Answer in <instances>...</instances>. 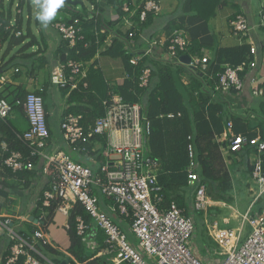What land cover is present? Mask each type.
<instances>
[{
	"label": "built area",
	"instance_id": "1",
	"mask_svg": "<svg viewBox=\"0 0 264 264\" xmlns=\"http://www.w3.org/2000/svg\"><path fill=\"white\" fill-rule=\"evenodd\" d=\"M29 1L36 11V0ZM10 0H6L5 5ZM20 0H14L11 6V16L7 24L0 20V35L2 30L15 38L24 31V22L28 19L27 5L19 6ZM5 6V7H6ZM93 7L91 8V10ZM124 13H130L125 4ZM1 12V11H0ZM160 12L158 4L152 0L142 2L139 22H145L148 14L157 16ZM7 18V13H4ZM264 16L262 15V19ZM264 27V20H262ZM21 25V28L18 27ZM60 37L59 43H65L67 51L63 58L55 50L56 58L50 65V84L60 90H66L67 96L73 92L88 89L87 65L69 58V52L82 40L79 37V28L74 23L56 21L50 23ZM232 35L239 40L248 35L247 19L237 14L230 21ZM135 30L128 34L125 43L126 51L131 55L129 64L136 66L141 60L153 53L152 48H161L165 52L164 64L187 69L189 72H200L198 78L202 82V90L207 87L211 77L208 74V59L197 58L188 54L189 42L179 30H175L166 39H153L144 51L137 53L134 46ZM1 38V37H0ZM5 43L0 39V67L4 61ZM250 61H243L240 65L231 67L224 65L223 71L214 81L211 92H239L244 87L245 69H253L256 63L253 57L256 49L250 45ZM189 57L188 63L181 60ZM162 60V58H161ZM18 67L13 68L15 74ZM151 77V68H144L138 77V86L146 88ZM130 79L128 73L125 80ZM6 77L0 71V119H7L15 107H22L28 123L25 132L18 134V140L24 144L26 153L12 151L8 145L2 144L3 167L13 174L31 169L34 161H44L43 172L47 175V188L37 197L35 208L38 224L31 231L22 228L26 222L24 218L14 221L11 217L0 215V233L8 241L7 253L3 264H53L38 250L39 246H50L45 231L51 215L59 213L65 218V229H69L68 218L73 205L80 204L90 216L92 226L103 232V252L109 255L111 264H264V211L252 213V206L264 195V141L258 137H249L244 134H234L233 124L229 120L220 135L226 143L223 149L227 152H242L252 150L250 180L257 186L252 204L239 218L240 225L236 229H221L217 222L206 221L207 233L217 245V258L210 260L208 255L201 259L191 250L190 240L194 233L192 217L186 216L174 202L163 209L161 189L157 186L156 174L158 162L151 159L143 151V140L147 139L150 127L142 114V105L139 102H125L122 97L112 91L102 101L104 115L88 126L84 125L81 114L65 112L59 124V132L64 144L75 147L81 154L91 156L98 149L103 148L101 160L96 169L75 162L65 151L56 147L51 141L46 121L44 102L40 95L27 93L21 102L11 103L2 96ZM251 94L256 98H264V82L252 80ZM210 92V94H211ZM212 93V94H213ZM172 117V116H168ZM94 142V146L87 150L79 146L80 141ZM189 157L192 159V147H188ZM50 152V153H49ZM97 161V160H96ZM192 167V166H191ZM189 182L198 181L197 174L189 169ZM24 183V181H22ZM195 208L205 210L211 206V200L206 197L204 185L198 186L195 194ZM102 201L110 203V210L128 222V230L133 236L128 241L124 231L112 222L109 216L101 209ZM52 209V211H50ZM28 222V221H27ZM248 224L251 228L249 235L242 241L243 227ZM76 235L93 249L92 227L86 224L81 216L75 218ZM68 264H76L69 257Z\"/></svg>",
	"mask_w": 264,
	"mask_h": 264
},
{
	"label": "trees",
	"instance_id": "2",
	"mask_svg": "<svg viewBox=\"0 0 264 264\" xmlns=\"http://www.w3.org/2000/svg\"><path fill=\"white\" fill-rule=\"evenodd\" d=\"M13 1L14 0H10L9 4L6 6V0H0V20L3 24H7V20L11 16V6ZM76 1L81 5V8H79L80 10H77L76 6L69 7L64 3V5L57 11V14H62L60 15L61 17L55 18L53 21L56 22L61 20L66 23L76 22L80 30L78 36L82 37V40L78 39L76 47L71 51H68V57L87 65L88 89L73 92L68 96V103L70 104L71 102H74L76 105H70L66 112L83 115L84 125L88 126V124H93L97 118L104 115L102 101L107 98L109 91L120 95L125 102L141 103L143 117L149 122L150 127V132L147 137V153L151 159L159 164L156 174V182L157 186L161 189V195L163 197L161 208L165 209L169 203L174 202L178 208L183 210L186 216L191 217L189 205L184 201L180 191H184L187 188L194 189L195 197L198 186L204 185L205 189H207L206 184L210 186L208 189V197L211 201L218 203L229 202L230 197L228 194L232 190V183L230 174L224 168L222 153L219 150L225 147L226 143L221 142L219 144L215 142L216 137H219L223 133L227 118L225 116L223 105L220 102L211 101L210 91L213 87L212 83L217 81V77L223 71L224 65L235 67L240 65L243 61H250V45L246 44L234 49H220L216 53V61H213L208 65V74L211 79L209 84H207V89L205 91L202 90V82L198 79L199 74L195 75V77L190 80L189 94L191 100L195 102L194 105L196 107V111L193 117H191L188 108L184 104L183 95L176 86L173 66L153 62L148 57L141 60L136 66L130 65L129 59L131 58V55L124 49L125 44L118 38H115L109 46L103 50L107 41L108 31L111 29V25H116L117 22L110 24L104 21L102 17V9L100 8L98 0ZM142 2L143 0H109V4L116 7L119 19L120 16L124 14L122 8L125 4L128 6L129 10L136 6V18L138 21ZM24 5H27V12L33 14L34 7H32L30 2L20 0V8H23ZM92 7L93 9L91 10ZM5 12L7 13L6 19L4 18ZM148 18H150V14H148L146 20ZM146 20L141 24H146ZM33 23L37 26L40 25L36 16ZM31 24L32 22L29 19L23 34L17 38L10 36L7 32L5 33L2 30L0 39L5 43L4 56L8 55L15 47H20L18 54H22L27 60L40 54L39 50L27 53V51L39 43V38L33 35ZM18 27L21 28V25H18ZM66 51V44L59 43L56 54L58 53L63 58L64 52ZM100 53L111 57L121 58L130 79L124 80L122 84L116 87L107 88L104 86V84H102L103 80L100 78L98 72L93 70L94 64H89L91 60ZM15 60L16 59H14V61ZM16 63L17 62L14 63L13 60L10 59V61L5 62L0 67V71H4V69L7 68L9 69L10 65ZM146 67L151 68L150 81L146 88H140L138 86V77L141 70ZM246 70L247 69L241 73V76H244ZM152 79L156 80V84L152 82ZM98 83L102 84L103 90L101 92L95 88V85ZM64 92L66 94V90ZM1 94L8 98V95L5 94V90H3ZM36 94L43 97L42 93ZM25 96L26 93L23 90H19L17 94H13V97L8 100L11 103H14L16 100L22 102ZM18 110L23 113L22 107ZM230 118L233 124L232 132L234 134H244L249 137L256 136L255 133H252L249 130L248 124L242 116L233 115ZM0 135V142L5 141L10 150L21 151L23 153L27 152L26 147L18 140V134L13 131V128L7 119H0ZM261 139L264 140V136H261ZM79 146H84L87 150H90L94 146V142H92V140L88 142L80 141L78 147ZM189 146H191L193 150L192 159L189 157ZM102 150L103 148H100L91 155L97 160V162L102 158ZM239 153L240 152H232L231 154L234 156L237 164H246L245 167L248 169L250 175L251 167H249L245 161L247 160L246 157L252 153V150L245 149L243 155H240ZM7 155L8 154H3V157ZM85 156L88 157L87 154H85ZM3 157L0 158V178L5 179L6 175H8L7 177H13L20 181H24V187H27L31 180L34 179L36 171L27 169L23 172L13 174L10 170L3 167ZM192 165L194 166L192 170L193 174H197L198 181L193 186H190L188 174ZM212 183H215V188L212 187ZM1 184L4 185V180L2 179H0V185ZM0 201H5V205L7 206L11 204V200L8 199V193L2 188H0ZM195 210L196 214L202 218L204 212L196 208ZM50 211H52V209ZM33 213L34 218H36V214L38 213L36 208ZM77 216H81L86 224L90 225V228L92 227L91 232L94 233L97 238L98 249L100 250L104 247L102 241V237L104 236L103 232L92 226L91 223L93 222L90 216L80 204L76 203L73 205L68 218L69 229L67 230V235L70 245L65 251V254L58 253L48 245H38V250L40 252L45 250L49 256L58 257V259L53 258L51 260L46 256L47 254L44 255V252H42V254L53 264H60L65 256L72 259L76 264H101L99 259L94 257V252L87 248L81 238L76 235L74 223ZM49 218H51V212ZM111 220L122 230L124 227L128 228L129 224L127 221L121 222L119 221V218ZM26 225V231H31L37 227L36 225H33L32 222H26ZM214 245L217 248V245ZM88 253H91V256H89Z\"/></svg>",
	"mask_w": 264,
	"mask_h": 264
},
{
	"label": "crops",
	"instance_id": "3",
	"mask_svg": "<svg viewBox=\"0 0 264 264\" xmlns=\"http://www.w3.org/2000/svg\"><path fill=\"white\" fill-rule=\"evenodd\" d=\"M98 1L100 3V8L102 9V17L104 21L110 24L117 22L116 25H111L103 50H105V48H107L115 38H118L125 44L127 42L128 34H130L133 29L135 30L133 47L137 53L147 49L151 40L166 39L173 31L179 30L182 33V36L190 44L188 54L197 58H207L209 61L207 66L211 64V62L216 61V53L220 49H234L246 44L255 47L256 55L253 59L256 63V67L246 70L243 77V89L239 92L232 93L210 92L211 101H217L220 102L223 107L226 106L227 109L224 108L225 115H227L226 123L231 119L229 117L230 114L233 116L239 114L238 111L244 112L238 116H242L245 121L246 118L244 115H251L252 119L256 117L262 122V124L255 129L249 130L260 138L261 136H264V98L253 97L250 91L251 86L253 85L251 84L253 79H258L264 82V27L262 26V20H264V18L262 19V15L264 16V0H152L158 4L160 12L157 16L150 14V18L146 20L147 23L144 25L136 18V6L130 9V13H124L119 19L116 7L110 5L109 0ZM78 7L81 8L79 3L76 6V9L80 10ZM38 11L39 9L36 8V11L33 10V14H29L28 12V19L24 22V28L27 27V22L30 19L32 22L31 29L33 35L39 38L38 45L34 46L31 49V52L39 50L40 54L37 55V58L43 64L50 67L52 61L56 58L55 50L59 44L60 37H56L50 24L47 29H45L40 25L37 26L33 23ZM237 14L243 15L247 19L249 27L248 35L240 40L236 36L232 35L230 28V21ZM60 17L61 16L56 18ZM124 49L126 50V48ZM152 50L153 53L150 55V59L153 62L165 63L164 60L166 59V55L165 52H163V49L152 48ZM11 52L8 55L5 54V62L12 59L15 63L17 62L16 58H25L22 54H18V56H16ZM14 59L16 60L14 61ZM92 63L94 64L93 70L98 72L100 78L103 80L102 84H104L107 88L116 87L124 82L127 72L121 58L111 57L100 53L97 54L89 64ZM16 64L10 65L9 69L7 68L3 71L4 76L6 77V83L3 88L5 90V94L8 95L7 99H11L13 94H17L19 90H23L25 93H42L47 126L51 132V141L56 147L65 151L74 161L95 170L98 163L96 159L93 156L87 157L85 155H81L75 148L64 144L59 132V124L62 116L70 105L74 106L76 104L74 102L69 104V97L65 94L64 90H60L55 87L58 89L61 96V100H58L57 97L59 96L53 91L52 87L54 86L50 84V81H48L49 84L47 89L45 83H36L37 77L34 72H24V68ZM15 67L20 68L19 73L17 74L13 72V68ZM197 74L201 76L200 72H197ZM195 75L196 73L189 72L187 69H178V76L180 79L179 82L184 88H187V90L190 88V80L195 77ZM152 80L154 83L155 79ZM102 84L98 83L95 85V88L99 92L103 90ZM204 85L207 86L206 83H204ZM213 85L214 83H212V86ZM24 87H26L28 91H25ZM19 108L20 107H15L11 115L7 118L13 128V131L17 134L25 132L28 128L25 115L18 110ZM222 139L223 138L221 136L216 137L215 142L220 144ZM2 144L7 145V143L5 141L0 142V158L2 157ZM219 150L222 153V157H224V152H227L226 149L222 148ZM239 154L243 155V151ZM230 157L233 162L234 156L231 153H229V158ZM246 158L247 162L245 161V163H247L250 167L249 162L252 159V154L250 153ZM245 166L246 164L239 165L240 168L243 167V169L246 170L249 176V171ZM43 168L44 161L42 159L34 162L31 169L35 170L36 174L27 187H24V183L19 179L7 177L8 175H6V173L5 179L0 178L4 180V185L1 184L0 188L8 193V199L11 200V204L8 206L5 205V201H0V215L4 217H11L14 221H19L21 218H24L26 222H29L30 217H34L33 211L35 210L36 199L38 195L47 188L48 178L43 172ZM193 168L194 166L192 165L190 169L193 170ZM231 181L233 183L232 177ZM189 185L193 186L194 183L189 182ZM180 192L183 193L182 191ZM194 200L195 198L193 194V202L195 203ZM211 203L214 207L218 205H220L218 207H223L225 205V203L221 202L218 203L211 201ZM100 207L111 219L115 220L119 218V221L125 222L119 215L110 210L109 202L102 201ZM262 211L263 209H259L258 211L252 213L255 214ZM237 214L238 213L235 212L234 217ZM56 221L58 222L57 224L55 223ZM26 222L22 225L24 230L27 227ZM32 224L35 225L33 222ZM65 224V218L59 213H54L51 215V218H49V222L45 229L50 247L62 254H65V251L70 245ZM92 241L94 246L93 249L90 250L94 252V257H97L101 264H111L110 257L109 255L104 254L103 248L100 250L98 249V241L95 235ZM203 242L206 245V250L208 249V245L212 247L214 246V248L217 249L214 245L215 243L208 237L207 231L206 234L203 235ZM8 246L9 244L7 239L0 233V264H3L2 259L7 253ZM54 258H56V256H54ZM66 258L67 256H65L62 261Z\"/></svg>",
	"mask_w": 264,
	"mask_h": 264
},
{
	"label": "rangeland",
	"instance_id": "4",
	"mask_svg": "<svg viewBox=\"0 0 264 264\" xmlns=\"http://www.w3.org/2000/svg\"><path fill=\"white\" fill-rule=\"evenodd\" d=\"M80 8V7H78ZM62 14H57L56 17H59ZM36 31V30H35ZM53 33L56 35V37H58L59 35L53 31ZM20 47H15L12 50V54H15L16 56H18V50ZM31 49L29 51H27V53H30ZM17 59V65L22 66V68H24V72L28 71V72H34L36 77H37V81L36 83H45L46 84V88L48 89V81H49V75H50V67L46 66L45 64H43L41 61H39V59L37 58V56L35 57H31L28 60L26 58H21ZM175 75H174V79L176 82V86L179 89V91L181 92V94L183 95V99H184V104L185 106L188 108L189 113L191 115V117H193L195 111H196V107H195V102L191 100V96L189 94L190 89L187 90V88H184L182 86V84L179 82V76L177 74V67H173ZM44 84V85H45ZM154 84H156V80L154 82ZM53 91L55 92V94H57L59 97H57L58 100H61V96L60 93L58 92V89H56L55 87H52ZM25 91H28L26 87H24ZM196 100V99H194ZM264 102V100H263ZM225 109L226 106H224ZM239 114H242L244 112H240L238 111ZM237 114V115H239ZM227 118V115H225ZM232 115L230 114L229 117H231ZM246 118V122L248 124L249 129H255L256 127H258L259 125L262 124V122L260 120H258V118L254 117V119H252L251 115H244ZM264 125V123H263ZM143 151L146 154L148 152V143H147V139L144 138L143 140ZM50 153V152H49ZM223 164H224V168L225 170L231 175L230 178L232 177L233 179V183L231 181L232 185V190L231 192L228 194V196L230 197V201L229 202H224L225 205L223 207H214L213 204H211L210 207L206 208L205 210H202L204 212L203 217H199L196 214V210H195V206H194V202H193V194H194V189L191 188H187L186 190L182 191L183 193H180L182 195V197L184 198V201L186 202V204L189 205V209H190V214L194 223V233L193 236L189 242L190 246H191V250H193V253L196 254L197 257L203 259L205 258L206 255H208L210 260H214L215 258H217V249L214 248V246H210L208 245V249L206 250L205 248V244L203 242V235L206 234V223L205 221L212 223V222H217L219 225V228L221 229H236L239 227L240 225V219H237L236 217H234V213L237 212L239 218L242 217V215L246 212L247 208L249 207V205L251 204V202L253 201V198L255 196V194L257 193L258 189L257 186L255 184H253V182L250 180V177L248 176L247 172L245 169H243V167H239V165L235 162V159L233 157V162L231 157L229 158V153L228 152H224V157H223ZM192 171V169H190ZM212 187H216L215 183H212ZM206 197H208L209 192L208 189L210 188V186L208 184H206ZM191 205V206H190ZM194 206V207H193ZM253 207V206H252ZM259 209H263L264 211V195L259 199V201L254 205L252 212L258 211ZM203 221V223H202ZM56 224L58 223L57 221L55 222ZM63 225V223H62ZM61 225V227H62ZM124 233L126 234V237L128 239V241H132L133 240V236L131 235V233L129 232L128 228H123ZM251 232V228L248 224H245L243 227V236H242V241L249 235V233ZM104 239V237H103ZM207 251V252H206ZM43 254L46 255L49 259H53L54 257H51L48 255V253L43 250ZM56 258L58 259V257L56 256ZM154 264V263H152Z\"/></svg>",
	"mask_w": 264,
	"mask_h": 264
},
{
	"label": "clouds",
	"instance_id": "5",
	"mask_svg": "<svg viewBox=\"0 0 264 264\" xmlns=\"http://www.w3.org/2000/svg\"><path fill=\"white\" fill-rule=\"evenodd\" d=\"M64 3L65 0H36V6L39 9L36 19L40 22L41 27L47 29L49 24L55 20L57 11Z\"/></svg>",
	"mask_w": 264,
	"mask_h": 264
},
{
	"label": "water",
	"instance_id": "6",
	"mask_svg": "<svg viewBox=\"0 0 264 264\" xmlns=\"http://www.w3.org/2000/svg\"><path fill=\"white\" fill-rule=\"evenodd\" d=\"M65 4H67L69 7H74V6L78 5V2L73 1V0H65ZM188 59H189V57L187 55H185L181 58V60L184 61L185 63H188ZM29 222H33L34 224H38L37 220L34 217H30ZM88 255L90 256V253H88ZM60 264H68V261L64 260Z\"/></svg>",
	"mask_w": 264,
	"mask_h": 264
}]
</instances>
